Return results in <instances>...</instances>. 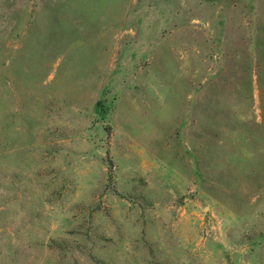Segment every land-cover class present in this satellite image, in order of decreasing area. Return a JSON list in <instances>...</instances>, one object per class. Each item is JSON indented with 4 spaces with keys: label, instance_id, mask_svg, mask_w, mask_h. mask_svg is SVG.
I'll use <instances>...</instances> for the list:
<instances>
[{
    "label": "rangeland",
    "instance_id": "374dc122",
    "mask_svg": "<svg viewBox=\"0 0 264 264\" xmlns=\"http://www.w3.org/2000/svg\"><path fill=\"white\" fill-rule=\"evenodd\" d=\"M0 264H264V0H0Z\"/></svg>",
    "mask_w": 264,
    "mask_h": 264
}]
</instances>
